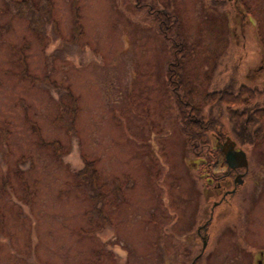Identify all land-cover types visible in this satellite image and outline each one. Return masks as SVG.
<instances>
[{"label": "rangeland", "instance_id": "rangeland-1", "mask_svg": "<svg viewBox=\"0 0 264 264\" xmlns=\"http://www.w3.org/2000/svg\"><path fill=\"white\" fill-rule=\"evenodd\" d=\"M15 1L0 0V264H190L199 147L181 131L166 84L176 58L147 10L176 21L183 90L206 119L216 111L202 95L264 80V0H50L38 30ZM256 216L264 234V200Z\"/></svg>", "mask_w": 264, "mask_h": 264}, {"label": "flooded vegetation", "instance_id": "flooded-vegetation-1", "mask_svg": "<svg viewBox=\"0 0 264 264\" xmlns=\"http://www.w3.org/2000/svg\"><path fill=\"white\" fill-rule=\"evenodd\" d=\"M226 92L229 103L215 105L216 113L205 119L211 129L202 131L199 139L200 248L190 264L198 259L205 264V256L219 264L223 247L229 248L225 264L239 259L264 264V234L257 230L256 216L264 200V80L234 81ZM230 145L244 154V165H227L222 148ZM207 247L211 249L204 256Z\"/></svg>", "mask_w": 264, "mask_h": 264}, {"label": "trees", "instance_id": "trees-1", "mask_svg": "<svg viewBox=\"0 0 264 264\" xmlns=\"http://www.w3.org/2000/svg\"><path fill=\"white\" fill-rule=\"evenodd\" d=\"M140 1V0H138ZM16 15L18 16H29L30 24L33 30H38L41 25V19L39 13L44 17L49 13L51 8L50 0H20L13 2ZM148 15L151 16L152 20H155L156 24L159 25V29H163L162 34L164 39L169 42L172 56H175L173 64L168 63L166 69V84L171 88L174 93L175 104L179 111V123L181 131L187 140L189 150L194 151L199 147V139L202 136L201 132L211 129V126L206 127V121L201 117L200 109H196L189 96L184 93V76L183 67L184 62L179 59V55L183 52L182 42L180 35L178 34V26L176 21L165 11L155 10L153 7H149ZM174 20V21H173ZM154 22V21H153ZM76 30L79 26L77 22ZM180 60V61H179ZM226 90L228 86H224L219 91L215 90L211 93H205L202 95V105L208 108H214L217 104L226 105L229 102L226 100L229 96ZM182 92V93H181ZM243 137V136H242ZM76 177L80 182L84 183L85 186L94 185L96 181V171L93 167V163H85L82 170L77 172Z\"/></svg>", "mask_w": 264, "mask_h": 264}, {"label": "water", "instance_id": "water-1", "mask_svg": "<svg viewBox=\"0 0 264 264\" xmlns=\"http://www.w3.org/2000/svg\"><path fill=\"white\" fill-rule=\"evenodd\" d=\"M222 154H223V157L227 163V165L229 167H232V163L234 161H240V163H238L237 165L238 166H242L244 165L245 163V156L242 152H235L233 150V146L230 145V146H227V147H223L222 148ZM244 161V162H243Z\"/></svg>", "mask_w": 264, "mask_h": 264}]
</instances>
